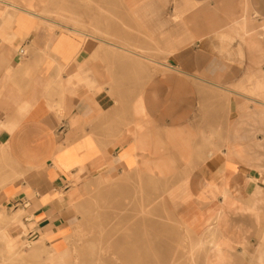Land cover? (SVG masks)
Listing matches in <instances>:
<instances>
[{
  "label": "crops",
  "instance_id": "0c3cea01",
  "mask_svg": "<svg viewBox=\"0 0 264 264\" xmlns=\"http://www.w3.org/2000/svg\"><path fill=\"white\" fill-rule=\"evenodd\" d=\"M147 131L189 151L196 264H264V0H0L2 239L65 241Z\"/></svg>",
  "mask_w": 264,
  "mask_h": 264
},
{
  "label": "rangeland",
  "instance_id": "374dc122",
  "mask_svg": "<svg viewBox=\"0 0 264 264\" xmlns=\"http://www.w3.org/2000/svg\"><path fill=\"white\" fill-rule=\"evenodd\" d=\"M150 72L147 70L148 76ZM134 89V93H138L142 87ZM137 109L142 113L140 103ZM146 133L148 144L143 141L139 152L140 164L134 168L140 171L124 176L123 173L115 175L117 177L112 178V181L99 183L100 173L94 188L89 187L84 192L80 222L70 237L53 246L39 247L35 252L33 245H23L20 256L14 255L10 260L7 259L9 256L0 236V264H196L194 259L201 254V250L187 244L189 235L175 214L176 204L184 200L177 194L179 186L183 184L179 180L192 168V165L187 164L189 151L181 146L176 147L175 142H171V135L160 143L155 142L154 134ZM214 138L212 135V142ZM161 147L169 153L166 155L167 160H160L163 153ZM147 154L148 157L144 158ZM149 162H156L160 169H164L163 173L156 172L160 182H156L144 168L145 163ZM138 219L140 222L136 223ZM134 237H139L143 242L140 247L144 253L139 259L133 257L136 259L126 260L120 252L129 245L120 241L132 240ZM131 247L137 248V245ZM108 248H111V252Z\"/></svg>",
  "mask_w": 264,
  "mask_h": 264
},
{
  "label": "bare ground",
  "instance_id": "6f19581e",
  "mask_svg": "<svg viewBox=\"0 0 264 264\" xmlns=\"http://www.w3.org/2000/svg\"><path fill=\"white\" fill-rule=\"evenodd\" d=\"M239 25V24H238ZM93 41V40H92ZM86 42V41H85ZM116 48V47H115ZM108 50L109 51H111L109 48H108ZM122 51V50H121ZM112 53V52H111ZM118 53H120V52H118ZM124 55V54H123ZM109 56H111V55H109ZM107 59H109V58H107ZM109 61H111V60H109ZM140 63H142V62H140ZM139 63V64H140ZM122 64V63H121ZM140 66H141V64H140ZM166 68H168V67H166ZM135 130V129H134ZM137 130V129H136ZM108 132V131H107ZM119 135V134H118ZM122 135V134H121ZM133 136L135 137L134 138V140H136V150H137V157L138 158H140V155H139V152H140V150H141V146H142V144H143V140H141V137L139 136V134H133ZM145 138V137H144ZM112 141V140H111ZM116 141V140H115ZM99 142V141H98ZM97 142V143H98ZM135 143V142H134ZM161 150H162V147H161ZM163 151H164V149H163ZM102 152V151H101ZM137 161V160H136ZM162 164H164V163H162ZM162 164H160L161 166H162ZM148 172H150V174H151V176H153V178H154V180H155V177L157 176V173L156 172H161V173H163L164 172V169H160L159 168V166L157 165V163L156 162H149V163H145V167H144ZM145 170V171H146ZM144 177V176H143ZM152 178V177H151ZM153 180V181H154ZM102 181H112V180H108L105 176H103V175H101L100 176V178H99V180H98V182L100 183V182H102ZM151 183H152V181H151ZM110 186V185H109ZM147 186V185H146ZM113 188V187H112ZM113 195V194H112ZM112 195H110V196H112ZM21 214V213H20ZM24 214V213H23ZM13 215H16V213L15 214H13ZM15 217H18V215H16V216H14V218ZM19 218V217H18ZM15 221H16V218H15ZM137 222L136 223H139L140 222V220L138 219V220H136ZM1 223V222H0ZM3 237V239L2 240H4V242L6 243V245H5V251H6V253H7V255L9 256V257H7V259H12L13 257H14V255H19L20 256V252H21V248H22V246L23 245H26L27 247H29V245L31 244V246L33 245L34 246V249H33V251L35 252L36 250H39V247H42V246H39L42 242L41 241H39V242H32V243H30V242H28L27 240H25L24 239V241L22 242L21 240H19L18 239V241H17V244H15V247H12V241H9L8 239L7 240H5L6 239V237L3 235L2 236ZM120 242H122L123 244H126V245H129V247L128 248H126L124 251H122V252H120L121 253V255L122 256H124V258L126 259V260H132V259H136V258H133V257H137V259H139V256L142 254V253H144V251H143V249L141 250V245L143 244V242L141 241V239L139 238V237H134V238H132V240L131 239H129L128 241H120ZM90 243V242H89ZM91 244V243H90ZM92 244H94V243H92ZM100 244V243H99ZM99 244H98V246H99ZM199 244V243H198ZM45 245V244H44ZM115 245H116V243H115ZM130 245H137V248H130ZM197 245V244H196ZM47 246V244L45 245V247ZM86 246V245H85ZM94 246H95V244H94ZM200 246V245H199ZM140 247V248H139ZM99 248V247H98ZM97 249V248H96ZM95 249V250H96ZM109 249V248H108ZM111 249V248H110ZM110 249H109V251H110ZM53 250V249H52ZM100 250V249H99ZM98 250V251H99ZM17 251V252H16ZM108 251V253H110ZM40 252V251H39ZM93 252V251H92ZM104 252V251H103ZM24 253V252H23ZM96 253V252H95ZM99 253H100V251H99ZM107 253V252H106ZM111 254V253H110ZM98 255V254H97ZM104 255V254H103ZM112 255V254H111ZM13 256V257H12ZM91 256V255H90ZM109 256V255H108ZM105 257H107V256H105ZM132 258V259H131ZM6 259V260H7ZM20 259H21V257H20ZM92 259V258H91ZM98 259H99V257H98ZM112 259V258H111ZM96 260V259H95ZM78 261V260H77ZM89 261H91L92 262V260H89ZM103 261V260H102ZM84 263V262H83ZM103 263V262H102ZM105 263V262H104ZM35 264H37V263H35ZM85 264V263H84ZM87 264H89V263H87ZM91 264V263H90ZM93 264V263H92ZM95 264V263H94Z\"/></svg>",
  "mask_w": 264,
  "mask_h": 264
},
{
  "label": "built area",
  "instance_id": "2783aa9c",
  "mask_svg": "<svg viewBox=\"0 0 264 264\" xmlns=\"http://www.w3.org/2000/svg\"><path fill=\"white\" fill-rule=\"evenodd\" d=\"M19 54H20L21 56H25V52H24V50L21 49V50L19 51Z\"/></svg>",
  "mask_w": 264,
  "mask_h": 264
}]
</instances>
